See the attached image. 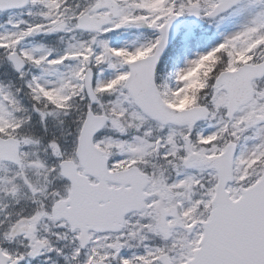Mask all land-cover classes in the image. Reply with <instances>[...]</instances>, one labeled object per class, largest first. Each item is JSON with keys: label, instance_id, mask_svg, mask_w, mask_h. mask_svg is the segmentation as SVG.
Here are the masks:
<instances>
[{"label": "snow or ice", "instance_id": "obj_1", "mask_svg": "<svg viewBox=\"0 0 264 264\" xmlns=\"http://www.w3.org/2000/svg\"><path fill=\"white\" fill-rule=\"evenodd\" d=\"M0 264H264V0H0Z\"/></svg>", "mask_w": 264, "mask_h": 264}]
</instances>
